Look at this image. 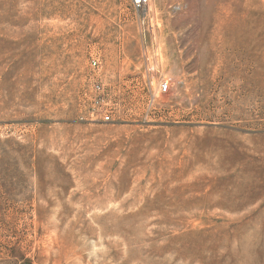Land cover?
<instances>
[{"label": "rangeland", "instance_id": "1", "mask_svg": "<svg viewBox=\"0 0 264 264\" xmlns=\"http://www.w3.org/2000/svg\"><path fill=\"white\" fill-rule=\"evenodd\" d=\"M0 264H264V0H0Z\"/></svg>", "mask_w": 264, "mask_h": 264}, {"label": "built area", "instance_id": "2", "mask_svg": "<svg viewBox=\"0 0 264 264\" xmlns=\"http://www.w3.org/2000/svg\"><path fill=\"white\" fill-rule=\"evenodd\" d=\"M130 2V5L131 7L137 11V12H140V13H144L146 14L147 10H148V7H149V4H150V0H129ZM96 65V62L93 61L92 62V66H95ZM93 89L95 92L99 93V94H102V85L101 83L99 82H95L93 84ZM167 90V83L163 82L161 84L158 85V93L160 94H163L165 93ZM95 114L97 116H100L101 117V121L102 122H109L111 119V111L107 108V107H104V108H100V109H97L95 111Z\"/></svg>", "mask_w": 264, "mask_h": 264}]
</instances>
